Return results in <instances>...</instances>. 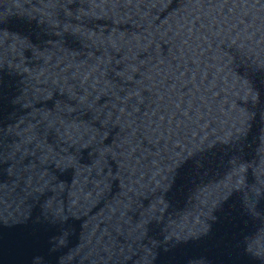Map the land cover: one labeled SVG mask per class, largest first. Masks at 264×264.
Instances as JSON below:
<instances>
[{
  "label": "water",
  "instance_id": "95a60500",
  "mask_svg": "<svg viewBox=\"0 0 264 264\" xmlns=\"http://www.w3.org/2000/svg\"><path fill=\"white\" fill-rule=\"evenodd\" d=\"M0 264H264V0H0Z\"/></svg>",
  "mask_w": 264,
  "mask_h": 264
}]
</instances>
